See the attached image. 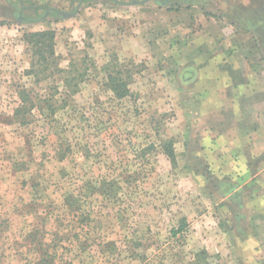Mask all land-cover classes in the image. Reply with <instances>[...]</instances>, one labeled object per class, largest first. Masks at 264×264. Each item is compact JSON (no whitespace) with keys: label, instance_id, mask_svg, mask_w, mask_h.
<instances>
[{"label":"rangeland","instance_id":"obj_1","mask_svg":"<svg viewBox=\"0 0 264 264\" xmlns=\"http://www.w3.org/2000/svg\"><path fill=\"white\" fill-rule=\"evenodd\" d=\"M164 1L64 17L77 0H0V264L45 249L54 264H264L260 165L229 167L246 149L216 130L238 94L264 116L261 15L250 0ZM41 30L55 55L39 63L23 35ZM121 68L125 98L105 86ZM23 90L36 105L19 117Z\"/></svg>","mask_w":264,"mask_h":264},{"label":"crops","instance_id":"obj_2","mask_svg":"<svg viewBox=\"0 0 264 264\" xmlns=\"http://www.w3.org/2000/svg\"><path fill=\"white\" fill-rule=\"evenodd\" d=\"M241 88H244L242 90L243 92L249 91L250 85L246 84ZM246 95H248L247 92ZM235 98V103L232 106L234 107L235 112L234 117H230L233 120L232 125H221L219 129H216L220 136L219 145H223L220 143H223V141L226 140L228 143L227 150L235 148L234 146H238L237 148L246 149V152L245 150L241 151V154L238 158L239 160L237 162L233 161L231 163V161H229L228 165L229 167H236V163H239L241 167H246L247 171H249L248 168H250L252 165H260L258 171L252 175L251 180L256 178V183H261L260 189L262 191L264 190V160H261V158V161L259 160L260 163L257 162V160H255L254 163V160H252V162L251 160L248 162L247 153L252 156H258L264 153V124H262V119L264 116L259 114L256 110L255 115L253 114L249 116L248 119V116H246V112L244 111V102L239 100V98H244V94H241L240 96L238 94Z\"/></svg>","mask_w":264,"mask_h":264},{"label":"trees","instance_id":"obj_3","mask_svg":"<svg viewBox=\"0 0 264 264\" xmlns=\"http://www.w3.org/2000/svg\"><path fill=\"white\" fill-rule=\"evenodd\" d=\"M80 0H77V3ZM90 0H84V2ZM28 43L31 45L36 61L39 63L46 62L55 55V33L53 30H41L36 32H25L23 35ZM37 72V71H36ZM130 69H116L114 72L108 74L105 86L118 98H125L132 94L129 78ZM35 101L29 94V91L23 90L21 93V101L15 108L16 115L21 117L30 112L35 107ZM51 105V104H50ZM163 148L167 156L171 159H175L174 147L172 140L165 141ZM177 233V232H176ZM35 264H54L53 257L50 254L49 249H45L43 254L39 257Z\"/></svg>","mask_w":264,"mask_h":264},{"label":"flooded vegetation","instance_id":"obj_4","mask_svg":"<svg viewBox=\"0 0 264 264\" xmlns=\"http://www.w3.org/2000/svg\"><path fill=\"white\" fill-rule=\"evenodd\" d=\"M80 1H79V3H80ZM83 2H84V0H83ZM250 2H251L252 11L254 12L253 15H255V17L258 14L261 15L260 18H261V21H263V23L260 22V21L259 22H260L261 26L263 25L262 28L264 29V0H250ZM27 8L28 9H30V8L35 9L37 7H34V6H25V9H27ZM47 11H46V14L50 13L52 11V9H50L49 12H47ZM20 17H22L21 14H20Z\"/></svg>","mask_w":264,"mask_h":264},{"label":"water","instance_id":"obj_5","mask_svg":"<svg viewBox=\"0 0 264 264\" xmlns=\"http://www.w3.org/2000/svg\"><path fill=\"white\" fill-rule=\"evenodd\" d=\"M20 1H21V0H20ZM111 1H116V2H118V0H111ZM158 1H159L160 3H162V4H165V3H166V1H164V0H158ZM82 2H83V0L80 1V3L78 4L76 10L73 11V12H67V11H62V10H58V9H55V10H56V12H57L59 15H63L64 17H72V16H74V15L77 13V10H78V8H79V6H80V4H81ZM133 3H136V2H133ZM21 4H22V3H21ZM22 7L25 8V5L22 4ZM47 12H49V10H48Z\"/></svg>","mask_w":264,"mask_h":264}]
</instances>
